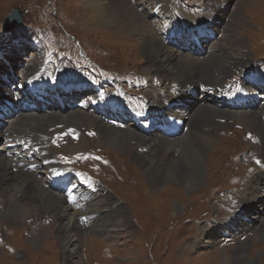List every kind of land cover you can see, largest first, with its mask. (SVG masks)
Masks as SVG:
<instances>
[{
	"label": "rangeland",
	"instance_id": "1",
	"mask_svg": "<svg viewBox=\"0 0 264 264\" xmlns=\"http://www.w3.org/2000/svg\"><path fill=\"white\" fill-rule=\"evenodd\" d=\"M159 1L168 6V10L177 16L178 22L184 13L192 16L195 11L193 17L201 13L207 17L214 8L213 3L207 0ZM230 1L226 6L225 2L220 4L221 9L226 8L225 13L224 16H218L215 23L227 28L225 47L230 56L235 59L241 57L243 63L222 83L234 92H237L240 84L245 85V94L241 93L240 96L255 94L256 103L252 99L248 101L249 105L254 104L261 110L260 102L264 101V98L259 97L264 94L261 92L264 87V0ZM88 3V0H0V79H3L2 73L13 76L9 78L12 88L9 86V90L0 91V100L3 102H0L2 121L10 116L9 108L12 106L7 108L6 102L11 100L13 87H16L13 81L18 84L24 80L23 76L32 77V74L35 77L32 81L39 79L43 83L59 85L60 95L67 90L71 93L69 84H81L83 89L92 85L94 82H90L86 76L109 78L108 81H112L110 86L114 87L112 92L119 102L140 109H144L149 102L156 104V96L153 95L162 89L158 79L160 76L157 71L144 70L147 62L140 53L139 42L120 34L123 31L116 33L108 25L99 23ZM13 7L19 9L22 20L7 30L5 17ZM150 14L146 16L149 21L152 18ZM161 20L158 19V35L165 40L167 36L164 35L168 34L163 30ZM201 32L211 34L205 41L200 40L203 46L208 45L214 31ZM171 39L176 40L174 37L167 40ZM186 42L196 48L195 42L188 36L177 41L179 45ZM163 61L167 62L166 59ZM43 72L62 74L54 77L58 81H52ZM243 73L247 75L243 76ZM237 80L235 85L227 84H234ZM61 82H67V86L61 87L65 85ZM100 86L105 87L104 83H100ZM76 91L71 94L75 95ZM86 91L89 90L82 92ZM100 92L110 94L94 85L86 97L91 102L85 101L84 105L94 106L92 99ZM190 92L197 94L193 88ZM223 92L226 93L225 90ZM76 95L74 101H69L70 107L75 100L84 98L81 94ZM46 100L49 104H43L48 110L57 106L51 105L52 101L47 97ZM239 104L246 106L247 102ZM220 105L227 108L229 103L220 101ZM108 111H112L111 108H107L106 113ZM228 112L231 116L215 117L199 128L194 125L187 130L184 128L182 131L186 130L187 135L178 144L166 145L168 150L165 158L151 159L162 174L167 176L180 168L188 171L193 160L200 157L204 170L203 180H198V185L189 191L178 184L177 180L172 182L168 178L151 189L142 170L135 165L136 162L124 151L105 142L94 124H81L77 121L72 124L62 122L35 126L34 130L39 131L41 142L47 144L53 160L78 172L89 185L95 187L97 183L101 184L94 191L87 188L89 185L85 187L81 184L85 192H91L87 196L90 197L88 201L77 198L73 200L74 203H70L68 197L64 196L75 215L80 212L79 205H88L82 210L85 215L90 214L88 211L96 215L82 219L75 216L78 226L75 232L77 250L69 258L67 252L60 248L55 216L41 200L28 196L33 198H30L33 201L32 207L20 206L26 211L16 206L12 211L8 201L0 203V264H67V261L72 264H264V220L262 224L249 223L251 226L246 229L241 225L247 223L246 219L238 221L239 224L235 223L244 208L249 207L248 196L243 204L245 188L254 179L253 176L258 177L264 166V112H260L256 128L241 124ZM98 113L100 117L103 116L102 109ZM26 123L23 121L22 125ZM148 123L149 128L155 130L154 122ZM33 125H36L35 121L31 123ZM134 126L139 129L137 125ZM29 134L21 137L32 147L36 141ZM69 134H73V137L64 142ZM128 144L136 153L148 156L147 148L141 141L131 139ZM57 154L64 161L60 162L61 158ZM38 157L42 159L36 154L33 159L38 160ZM41 166L44 168L39 169L47 181L43 162ZM72 183L78 185L77 180ZM46 185L49 186L48 181ZM79 190L74 187V192ZM107 193L114 200L112 205L106 202ZM102 202L105 206L97 205ZM252 202L257 210L253 208L247 213L252 216L253 211H259L264 218V194L263 199ZM117 205L124 208L125 218L118 214L115 209ZM105 214L117 218L110 225ZM96 218H100L101 227L106 225V228H100ZM203 225L213 227L215 234L207 235L202 230ZM36 238L42 241L38 248L30 243V240ZM224 256L228 259L226 263L222 260ZM238 256L245 262L238 261ZM78 258L81 263L76 262Z\"/></svg>",
	"mask_w": 264,
	"mask_h": 264
},
{
	"label": "bare ground",
	"instance_id": "2",
	"mask_svg": "<svg viewBox=\"0 0 264 264\" xmlns=\"http://www.w3.org/2000/svg\"><path fill=\"white\" fill-rule=\"evenodd\" d=\"M207 1L212 2L214 5L212 14H209L207 17H203V14L201 13L198 17H192L184 13V15H181L182 17L180 22H178L177 16L174 17V15L168 10V6L164 5L159 0H88V4L93 11L92 13L95 14L94 16L97 18L99 23L108 25V27H111L110 29H113L116 33L123 31L120 34H124L139 42L140 53L147 62L144 70L148 72L157 71L159 74L160 78L158 79H160L162 89L158 92V94L153 95L156 96V104L150 103L148 105V110L145 111H154L153 114H155V116L160 115L157 116L155 120L159 118H164L167 121L171 120L175 124L176 131V133L172 136H166L162 131L158 132L151 127L149 128V120L146 119L147 117H141V121L137 120L138 116L145 115L139 112L137 108L125 109L119 103V99L117 100L114 96L108 93H98V96L96 95V97L92 99V105L94 104V106L88 107L87 105H83L80 108H72L67 105L65 101L58 98V96H60L59 85L47 82L43 83L39 79L32 81V79L35 78L33 77L34 74H32V77L31 75L23 76L25 82L30 83L32 81V86H35L36 90L41 89L42 91H47L51 97L56 96L58 99H54L50 103L51 105L57 104V106L53 109H50L49 107L50 110L45 108L44 112L40 111V109L42 110L43 108L41 107V103L39 104V97L38 94H36L35 98L37 100H35V98H32V100L34 104L38 103L39 108H36L38 110L31 109V105H29L25 99L18 108L9 109V117L3 121L0 119V203L8 201L10 202L8 206L11 207L12 211L15 206L21 211H26L22 207H32L33 201L31 199L35 198L41 200L42 203L46 205L48 210H50L55 216L57 230L59 232L58 241L61 244L60 248L61 250L67 252V257H69V255L73 257L74 251L77 250L75 232L78 229V226L74 220L75 216H81L83 213L82 210L88 207V205H79V211L81 213L79 212L78 215H75L76 213L72 211L71 204L69 205L67 200L64 198L65 195L61 188H59V186L52 188L46 185L48 180L45 181L43 179V174H41L39 165L34 170L30 171L27 169V167L32 165L36 160L29 161L27 159V155L29 154H36L45 161H51V152L46 146V143L41 142L42 136L38 134V130H34L35 126L62 122L72 124L77 123V121L81 124H94L95 127L102 133V137H104L105 142L116 147L118 150L120 149L124 151L131 159L134 160V162H136L135 165L142 170L145 180L151 189L160 185L162 181H165V179L168 178L171 181L177 180L178 184H180L186 191H189L190 188H194L198 185V180H203L204 170L201 159L200 157H196L190 166L187 165L188 171H184L183 168H180L177 171L170 172L167 176H164V173L162 174V171L157 168L152 160H156L157 158L163 159V157H166L168 150L166 145L178 144L182 142L185 135H187L186 130L189 126L192 127V125H194L193 127L199 128L200 126L210 123L215 117L231 116L228 111H230L232 113V117L238 119L241 124L253 125L256 128L258 118L260 116L259 114L260 112H264V102H260L262 104V109H257L254 105L256 103L255 94H253L255 97L249 95L243 96L246 98V106L239 104L240 102H231L227 108L220 105V101L222 103L227 102L226 99H228V95L234 91L233 89L228 88V86L226 87L222 83V80L228 77L232 71L243 62L240 59L241 57L239 59H235L229 55L228 50L225 47V45H227L225 34V30L227 28L215 23V19L218 16H224L226 8H220V4L223 1ZM229 1L230 0H224L225 6ZM154 6H157V8L154 9ZM148 14L151 15L152 18H150V21L153 19L152 22L146 19ZM153 16L157 17L153 18ZM162 18L164 19L163 24L165 26L168 25L165 30V33L168 35L171 32L176 34V29L178 28L183 30V36L190 37L189 30L195 27H200L201 31L212 32L213 30V37L209 41L208 45L206 44L205 46L202 45L201 41L195 42V49L192 48L188 42L179 45L177 43L179 39L177 40V38L176 40H163L158 35V32H160L158 19ZM171 20L175 21L174 28H171ZM150 51L157 53V55L151 53ZM164 59H166L167 62L163 61ZM36 74L39 75L38 73ZM246 75V73H243V76ZM1 77L6 81L0 79V91H2V89L3 91H6L7 89L9 90V86H11L9 78L13 76L8 75L7 73L4 75L2 73ZM148 80L150 81V78ZM215 87L219 90L216 91ZM191 88L194 90L196 89V95L190 92ZM223 88L226 93L223 92L224 90H221ZM245 89V85L240 84V87L235 93L245 94L243 93ZM219 91H222V93H218ZM70 94L71 93H68L67 90L61 94V96L63 99L65 97L73 98L75 96L74 93ZM144 94L149 95L148 93ZM218 94H222V99L218 96ZM12 95L13 93H11V96ZM1 99H3V97ZM210 99H213L214 102L212 103ZM252 99H254V104L249 105L248 101ZM2 103L3 102H1V104ZM98 106L101 108H111L112 111H126L135 122H131L125 126L107 124L104 118L99 116L98 111L100 110V107ZM7 107L9 108V106ZM23 121L27 123L22 125ZM34 121L36 122V125L31 126V123ZM136 124L146 125L147 128L140 132V129H135L134 125ZM184 128L186 130L182 131ZM37 129H41V127H38ZM28 133H30V138L36 141L31 148H23L22 146L20 147L21 152H17L19 148L13 146V149L11 150L5 146V144L9 141V138H11L14 142L16 141L21 143V145L26 144L21 135H28ZM127 139H135L145 144L148 156L143 154L141 155L133 151L132 147L128 144L129 140ZM262 143L264 144V136L262 138ZM9 153H11V155ZM48 164L52 175L56 174V176H59L52 178V180H55L54 182H57V185L66 181L65 179L59 178L65 177V175H68L69 173H65L64 171L60 172V170H58V165L53 162ZM252 178L254 179H251V181H249V186L245 188L243 202V204H245V200L249 197V201L247 202L249 207L246 206L240 213L238 220L235 221V223L239 224L240 222L238 221L246 219L248 224L246 222L241 223L243 227L245 226V229L247 226H251L249 223L262 224V221L264 220V218L259 214V211H253L252 216L249 215L250 213H247L248 211L253 210V208L254 210H257V206L252 202L253 200L258 202L260 198L263 199L264 166L260 169L258 177L253 176ZM73 184L74 183L70 184L71 186L69 185L72 197L70 199H85L87 197L85 196L86 194L80 196L82 192H74V187L76 189L80 188L79 186L76 187L77 185L75 184L72 186ZM106 196V202L112 205L114 200H111L112 197L109 193H107ZM19 197L20 199H18ZM97 205L105 206V203L102 202ZM115 209L118 210V214H122L125 218L126 212H123L124 208L122 206L117 205L115 206ZM262 210L264 211V207ZM87 213L92 214L91 211H88ZM82 215H85V213ZM104 217L107 221H109L110 225L112 224L113 219L117 218L110 217L109 215ZM97 221L100 223V218H98ZM214 224L219 226L216 222H214ZM44 226L45 225L43 224L42 227ZM100 228L104 229L106 228V225L101 227L100 223ZM202 230L207 235L213 236L215 234L213 227L210 228L208 225H203ZM30 241L31 245L35 248L41 246L40 243L42 241L40 238L32 239ZM238 257V261L245 262L243 258L240 256ZM222 260L223 262H228V259L225 256ZM76 262L81 263V259L78 258ZM67 264H72V262L69 263V261H67Z\"/></svg>",
	"mask_w": 264,
	"mask_h": 264
},
{
	"label": "water",
	"instance_id": "3",
	"mask_svg": "<svg viewBox=\"0 0 264 264\" xmlns=\"http://www.w3.org/2000/svg\"><path fill=\"white\" fill-rule=\"evenodd\" d=\"M22 20L21 13L18 8L13 7L9 14L5 17L6 29L10 30L14 24L19 23Z\"/></svg>",
	"mask_w": 264,
	"mask_h": 264
}]
</instances>
